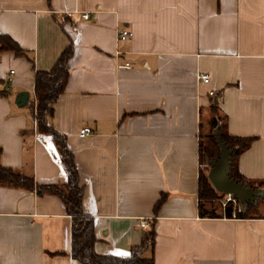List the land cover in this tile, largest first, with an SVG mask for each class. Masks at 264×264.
Here are the masks:
<instances>
[{"label":"crops","instance_id":"0c3cea01","mask_svg":"<svg viewBox=\"0 0 264 264\" xmlns=\"http://www.w3.org/2000/svg\"><path fill=\"white\" fill-rule=\"evenodd\" d=\"M121 30L132 38L119 41ZM0 34L25 53H0V162L39 185L68 177L26 107L36 71L74 47L52 124L74 154L98 255L129 256L154 225L146 256L155 264H264V216L228 218L207 203L221 218L203 216L199 197L201 135L216 100L230 136L255 138L240 174L264 181V0H0ZM72 226L59 197L0 186V264H79Z\"/></svg>","mask_w":264,"mask_h":264},{"label":"trees","instance_id":"16d2710c","mask_svg":"<svg viewBox=\"0 0 264 264\" xmlns=\"http://www.w3.org/2000/svg\"><path fill=\"white\" fill-rule=\"evenodd\" d=\"M13 51L17 55H24V51L9 36L0 34V53ZM74 54V47L68 46L61 54L58 61L50 71H36L34 98L29 101L32 115L36 122L37 131L41 134L52 136L57 147L61 161L67 173L68 180L63 185H39L33 176L23 174L13 168L5 167L0 162V186L6 188L36 191L37 195H53L59 197L66 207L67 214L73 220L72 226V257L79 264H155L153 257L146 256L150 248H154L156 230L153 225L143 236L142 245L133 248L127 257L113 255H98L95 252L97 237L95 234V220L83 210V195L85 186L81 183L79 171L73 152L69 149L67 138L52 124L55 116V108L61 96L66 92L69 80V62ZM211 118L209 120V132L202 134L200 141V159L216 160L219 157V147L214 131L220 126V136L230 148H236L232 156L231 176L236 180L247 183L253 188L264 190V181L257 183L248 182L239 172L238 158L248 150L255 138H236L227 132V118L221 112L219 105L213 102L210 106ZM203 140L206 142L204 146ZM209 171V170H208ZM199 197L202 215H210L211 218H221L215 209L209 213L204 210V205L218 206L216 202L227 199L225 194L219 193L213 187L205 171H201L199 177ZM166 200L162 195L156 203L154 212L157 214ZM264 195L257 205H250L246 213L239 212L232 202L226 204L225 216L228 218H262L264 216Z\"/></svg>","mask_w":264,"mask_h":264},{"label":"water","instance_id":"95a60500","mask_svg":"<svg viewBox=\"0 0 264 264\" xmlns=\"http://www.w3.org/2000/svg\"><path fill=\"white\" fill-rule=\"evenodd\" d=\"M29 101V93L23 92L17 96L16 105L25 107ZM218 105V100L215 101ZM214 136L219 147V157L216 160H207L210 171L208 178L217 192L232 196L241 206V211L246 213L250 205H257L264 195L261 188H253L247 183L236 180L231 176L232 156L236 148L224 142L220 136V126L214 131Z\"/></svg>","mask_w":264,"mask_h":264},{"label":"built area","instance_id":"2783aa9c","mask_svg":"<svg viewBox=\"0 0 264 264\" xmlns=\"http://www.w3.org/2000/svg\"><path fill=\"white\" fill-rule=\"evenodd\" d=\"M90 16H91V15H90L89 13H86V14H84V19H85V20H88V19L90 18ZM132 36H133V34H132V32H130L129 30H121V31L119 32V41H127V40L131 39ZM125 66H126V67H129V66H130V63H126ZM10 73H11V75H14V74H15V71L12 70ZM198 80H199L200 82H202L203 84H205V85H209V84H210V81H211V78H210V76L207 75V74H200V75L198 76ZM12 81H13V79H12V78H9V82H12ZM209 94H210V96H214V95H215V92H214L213 90H211V91L209 92ZM90 133H91V129L88 128V127L83 128V129L81 130V132H80V134H81L82 136L89 135ZM201 167H203V164H201ZM208 167H209L208 164L205 165V168H208ZM227 198H228V199L226 200L225 206H226L227 203L232 202L233 205L235 206V208L238 209L239 212H241L242 209H241V206L239 205L238 201H237L236 199H234V198H233L232 196H230V195H229ZM234 217H235V215H234ZM139 226H140L141 228L145 229V230H148V229L150 228V224H149L148 221H146V220L141 221V222L139 223Z\"/></svg>","mask_w":264,"mask_h":264},{"label":"rangeland","instance_id":"374dc122","mask_svg":"<svg viewBox=\"0 0 264 264\" xmlns=\"http://www.w3.org/2000/svg\"><path fill=\"white\" fill-rule=\"evenodd\" d=\"M27 111L28 112H31L32 113V107H31V104H29L27 107ZM203 127H205V129L207 130V123H206V119H205V114H203ZM203 143H204V146L206 145V142L203 140ZM205 165H207V162H203V170L205 172H207V174H209V171H210V168H205ZM209 170V171H208ZM228 197V196H227ZM228 199V198H227ZM226 198L221 200V201H218L216 202L217 205L219 206V209L220 210H225V203H226ZM264 210V209H263Z\"/></svg>","mask_w":264,"mask_h":264}]
</instances>
